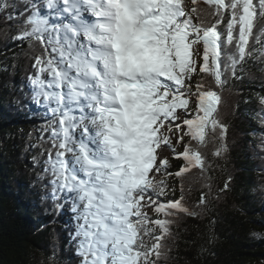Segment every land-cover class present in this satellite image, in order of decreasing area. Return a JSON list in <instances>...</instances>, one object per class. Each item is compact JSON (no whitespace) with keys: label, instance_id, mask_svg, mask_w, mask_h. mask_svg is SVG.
I'll return each instance as SVG.
<instances>
[{"label":"snow or ice","instance_id":"6c2138e0","mask_svg":"<svg viewBox=\"0 0 264 264\" xmlns=\"http://www.w3.org/2000/svg\"><path fill=\"white\" fill-rule=\"evenodd\" d=\"M202 2L213 9L211 26L194 22L198 9L189 10L185 0H36L19 25L16 39L44 49L29 79L33 99L51 114L55 151H49L45 169L51 176L50 199L56 208H63L56 203L61 199L72 201L79 264H157L165 255L162 240L175 222L169 217L200 215L182 203V188L179 200L155 198L168 187L156 174H172L166 158L157 162L158 149L165 145L184 160L177 177L204 170L197 149L189 143L176 154L165 134L174 127L183 130L178 143L187 136L205 146L217 129L221 139L227 131L217 119L220 95L201 91L200 84L195 93L190 90L197 71L194 46L203 45L199 71L222 87L225 43L238 54V60L236 54L228 57L234 68L250 55L257 18H264V0L259 11L253 0ZM225 19L226 35L218 29ZM193 95L196 112L189 118ZM199 203L206 204L203 195ZM153 205L163 219H149L144 209ZM149 224L160 229L150 247L144 239L152 235Z\"/></svg>","mask_w":264,"mask_h":264},{"label":"trees","instance_id":"16d2710c","mask_svg":"<svg viewBox=\"0 0 264 264\" xmlns=\"http://www.w3.org/2000/svg\"><path fill=\"white\" fill-rule=\"evenodd\" d=\"M36 0H0V264H79L77 224L72 201L56 208L50 199L51 176L45 169L52 149L51 114L33 99L30 77L36 73L35 58L44 51L36 42L19 40V25L31 14ZM196 7L205 26L215 23L213 9L199 0ZM259 11V0H253ZM7 5V7H5ZM9 15L11 19H9ZM230 18V13L227 14ZM225 19L218 29L226 35ZM264 18L258 17L249 40L250 55L231 66L234 45L225 43L221 56L222 87L199 71L203 54L195 45L197 71L190 81L191 92L212 90L221 97L217 119L227 129L207 138L205 146L185 136L173 145L182 153L191 144L202 155L205 166L193 168L181 177L175 173L184 165L168 148L166 159L171 175L159 173L168 185L158 202L179 200L197 217L179 214L169 217L170 235L162 243L165 255L157 264H264ZM259 36V42L256 37ZM237 55V60L238 54ZM195 96V95H193ZM191 116L196 107L190 108ZM183 134V133H182ZM178 141V140H177ZM221 149L220 155L215 152ZM227 185V188H225ZM203 195L206 204L199 203ZM155 207L154 205L152 206ZM69 211V213H67ZM163 219L153 210L150 220ZM144 237L150 247L160 229ZM155 259V256L151 257Z\"/></svg>","mask_w":264,"mask_h":264},{"label":"rangeland","instance_id":"374dc122","mask_svg":"<svg viewBox=\"0 0 264 264\" xmlns=\"http://www.w3.org/2000/svg\"><path fill=\"white\" fill-rule=\"evenodd\" d=\"M196 46L198 47L197 48L198 49L197 52L200 53V54H203V45L202 44H197ZM197 52L195 51V54H197ZM190 100H191V102H190V106L189 107L190 108L195 107V105H196V96H191ZM176 123L179 124V123H181V121H176ZM162 131H164V130H162ZM182 133H183V130H181L180 132H177L174 127H173V130H172L171 133L165 132V134L170 136V138L172 140V145H177L178 137L180 135H182ZM168 153H169L168 152V147L165 146V145H161V148L158 149V160H157V162L159 163L160 160L165 159L168 156ZM159 177H160V174L157 173L156 174V180H158ZM145 203L147 204L148 202H145ZM153 210H154V208L152 206H146L145 209H144V211L147 212L148 216L152 214ZM67 213H69V211H67ZM71 213H72V215L75 218L76 213H74L73 211H71ZM74 222L77 224L76 219H74Z\"/></svg>","mask_w":264,"mask_h":264},{"label":"bare ground","instance_id":"6f19581e","mask_svg":"<svg viewBox=\"0 0 264 264\" xmlns=\"http://www.w3.org/2000/svg\"><path fill=\"white\" fill-rule=\"evenodd\" d=\"M69 201V200H68ZM64 204V203H63ZM73 216V215H72Z\"/></svg>","mask_w":264,"mask_h":264}]
</instances>
